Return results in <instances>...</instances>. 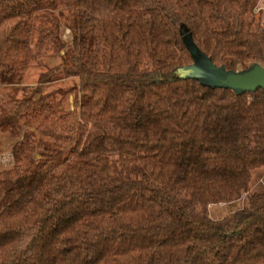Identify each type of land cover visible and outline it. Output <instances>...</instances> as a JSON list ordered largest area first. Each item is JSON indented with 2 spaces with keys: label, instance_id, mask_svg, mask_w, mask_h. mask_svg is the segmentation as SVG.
<instances>
[{
  "label": "trees",
  "instance_id": "16d2710c",
  "mask_svg": "<svg viewBox=\"0 0 264 264\" xmlns=\"http://www.w3.org/2000/svg\"><path fill=\"white\" fill-rule=\"evenodd\" d=\"M259 2L0 0V264H264V89L176 75L185 37L215 69L264 68ZM45 44L59 63L23 85ZM70 79L63 110L42 87Z\"/></svg>",
  "mask_w": 264,
  "mask_h": 264
},
{
  "label": "rangeland",
  "instance_id": "374dc122",
  "mask_svg": "<svg viewBox=\"0 0 264 264\" xmlns=\"http://www.w3.org/2000/svg\"><path fill=\"white\" fill-rule=\"evenodd\" d=\"M63 14H66L65 10H62ZM57 14V12H56ZM255 18L264 21V0H260L258 8L255 13ZM63 32V39L66 40L68 37V31ZM189 51L192 54L193 46L189 39L184 38ZM43 48H33L32 57L27 63V68L23 75L22 83L25 86L35 85L38 81L41 73L46 72L49 68L56 66L59 63V54H56L57 48L53 45H47ZM193 65L188 68H182L176 71V75L180 78H196L202 84L217 87L219 86L220 80L224 77L225 72L222 69H215L210 62L202 56L199 52L195 55L192 54ZM239 71V68L237 69ZM77 80H61L53 83H49L42 87L43 93H49L59 104L60 109L72 110L74 95H75V84ZM9 88L0 89V101L6 99V94ZM19 97V95H18ZM13 140H10L6 135H2L0 139V171L8 169L11 166V146ZM251 190H264V171L256 170L252 172V185ZM246 205V198L243 196L239 201L232 204H218L210 205L206 209V215L212 220H219L226 215L234 212L235 210Z\"/></svg>",
  "mask_w": 264,
  "mask_h": 264
},
{
  "label": "water",
  "instance_id": "95a60500",
  "mask_svg": "<svg viewBox=\"0 0 264 264\" xmlns=\"http://www.w3.org/2000/svg\"><path fill=\"white\" fill-rule=\"evenodd\" d=\"M196 53V50L192 51L193 55ZM219 86L238 93H251L264 89V68L255 64L243 72H225Z\"/></svg>",
  "mask_w": 264,
  "mask_h": 264
}]
</instances>
